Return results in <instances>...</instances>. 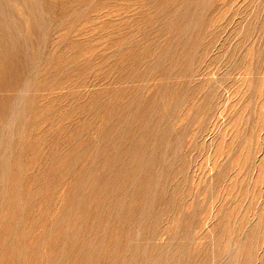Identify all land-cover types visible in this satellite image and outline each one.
I'll return each mask as SVG.
<instances>
[{
	"label": "rangeland",
	"instance_id": "1",
	"mask_svg": "<svg viewBox=\"0 0 264 264\" xmlns=\"http://www.w3.org/2000/svg\"><path fill=\"white\" fill-rule=\"evenodd\" d=\"M0 55V264H264V0H0Z\"/></svg>",
	"mask_w": 264,
	"mask_h": 264
},
{
	"label": "bare ground",
	"instance_id": "2",
	"mask_svg": "<svg viewBox=\"0 0 264 264\" xmlns=\"http://www.w3.org/2000/svg\"><path fill=\"white\" fill-rule=\"evenodd\" d=\"M3 28V27H2ZM95 29V28H94ZM7 34V33H6ZM137 43V42H136ZM9 44V43H8ZM1 56V55H0ZM2 59V58H1ZM10 63V62H9ZM18 73V72H17ZM13 106V105H12ZM112 113V112H111ZM142 123V122H141ZM2 128V127H1ZM152 128V127H151ZM133 131V130H132ZM5 143V142H4ZM128 143V142H127ZM18 144V143H17ZM134 144V143H133ZM51 156V155H50ZM76 157V156H75ZM97 160H98V158H97ZM26 164V163H25ZM72 164V163H71ZM70 164V165H71ZM147 164V163H146ZM107 165V164H106ZM110 168V167H109ZM90 169V168H89ZM118 172V171H117ZM126 172V171H125ZM102 175H103V173H102ZM144 175V174H143ZM79 176V175H78ZM146 176V175H145ZM114 179V178H113ZM107 180V179H106ZM155 181V180H154ZM141 182V181H140ZM92 184V183H91ZM83 185V184H82ZM145 185V184H144ZM89 188V187H88ZM94 188V187H93ZM130 188V187H129ZM146 188V187H145ZM113 192V191H112ZM132 193V192H131ZM115 194V193H114ZM105 195V194H104ZM136 195V194H135ZM109 196V195H108ZM83 198V197H82ZM79 200V199H78ZM112 200V199H111ZM126 200V199H125ZM144 200V199H143ZM104 201V200H103ZM126 202V201H125ZM116 204V203H115ZM117 205V204H116ZM84 206V205H83ZM32 208V207H31ZM44 208V207H43ZM141 210V209H140ZM130 211H131V209H130ZM146 212V211H145ZM111 215V214H110ZM125 215V214H124ZM69 216V215H68ZM129 216V215H128ZM41 217V216H40ZM69 218V217H68ZM114 218H115V216H114ZM102 219V218H101ZM81 220V219H80ZM88 220V219H87ZM125 220V219H124ZM60 221V220H59ZM68 221V220H67ZM121 222V221H120ZM83 223V222H82ZM78 224V223H77ZM124 224V223H123ZM76 226V225H75ZM96 226V225H95ZM153 227V226H152ZM48 229H49V227H48ZM50 231V230H49ZM94 232H95V230H94ZM109 232V231H108ZM48 233V232H47ZM103 235V234H102ZM8 237V236H7ZM71 237V236H70ZM138 237V236H137ZM131 239H133V238H131ZM152 239V238H151ZM90 243V242H89ZM153 243V242H152ZM117 245V244H116ZM92 247H90V249H91ZM180 249V248H179ZM178 250V249H177ZM146 256V255H145ZM94 258V257H93ZM159 258V257H158ZM95 259V258H94ZM120 259V258H119ZM67 262V261H66ZM169 263V262H168Z\"/></svg>",
	"mask_w": 264,
	"mask_h": 264
}]
</instances>
